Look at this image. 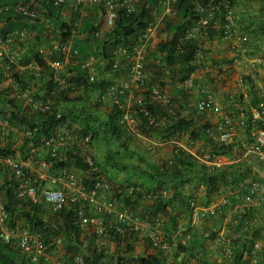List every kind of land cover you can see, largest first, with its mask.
<instances>
[{
  "label": "built area",
  "instance_id": "1",
  "mask_svg": "<svg viewBox=\"0 0 264 264\" xmlns=\"http://www.w3.org/2000/svg\"><path fill=\"white\" fill-rule=\"evenodd\" d=\"M56 8L71 6L79 11L90 6H101L104 10V18L111 30L116 24L118 12L123 9L129 13L136 12L146 0H48ZM177 0H156L151 6L150 18L145 28L139 34L138 42L133 45L120 44L114 46L107 59L104 58L106 71L112 79L104 88L98 90L92 103H100L109 109L119 110V122L121 131L132 138L145 137L149 139L146 149L151 151L156 143L152 135L143 133L140 128L143 117L148 128H161L167 125L169 116H179L175 101L162 85L152 82L147 73V48H150L159 31L164 27L168 18H174L177 14ZM235 7L226 0L223 5L224 21L221 25V37L227 40H234L237 54H246L250 36L247 33L238 34L236 27ZM221 7L219 3L210 2L199 4V20L187 32V38L198 39L200 35L209 37L210 31L214 28L213 21L217 18V10ZM5 12H12L14 15H22L29 20L39 18V10L32 2L18 3L15 5L0 4V29L1 16ZM97 38L103 36L101 30H95ZM26 31L13 30L7 37L0 33V63H10L7 87L12 97L22 100L25 106L33 111L49 112L53 108L54 101L47 98H37L34 95V88L14 79L16 69L12 68L13 62L6 58V51L9 47V40L18 36H24ZM60 50L63 58H48L47 66L50 68L51 78L58 82L62 90L66 91L69 97L78 95L82 86L75 83L70 77L73 72L65 73L66 66L78 57L79 53L74 50L72 54V43L70 41L59 42L55 46ZM98 58L90 55L83 60H78L81 70L86 72L90 83L100 79L97 63ZM234 63H240L239 58ZM33 72H39L42 67L37 62L25 63ZM109 66V69L107 68ZM5 82V81H4ZM190 89L194 83L189 78L185 81ZM3 87V86H2ZM11 89H10V88ZM5 88V87H3ZM198 101L196 108L201 113L221 114V119L215 124L205 127L204 133L212 143L210 149H203L201 152L191 153L197 161L216 168L225 165L221 148L235 143L236 133L234 130V116L232 113H223L221 102L217 93L207 85L198 87ZM248 101L247 97L244 99ZM156 106L158 111L150 107ZM165 113L166 115H162ZM181 116V115H180ZM253 121H264V103L252 109ZM68 121V119L66 118ZM252 142L247 153H254L264 160V128H258L252 134ZM20 137L32 139L27 146L26 155L20 151ZM34 131L29 128L14 124L9 116H0V145L6 146L12 143L16 149L15 154L0 153V173L8 172L14 179L17 197L30 204L44 205L51 212H62L65 209H75L76 220L83 233L95 236V249L115 248L117 240H113L111 234L121 236V246L126 248L125 236L134 234V252L144 253V248L161 250L166 252L170 249V243L161 230V224L143 220L129 206H120L114 197L113 187L103 174L95 176L96 168L91 156V138L89 134L81 131L77 126H60L49 135L34 142ZM172 142L179 144V147L186 149L180 144V137L173 136L168 140H162V144ZM44 149V150H42ZM73 150L81 156L92 171L80 172L72 163L68 162L67 151ZM187 150V149H186ZM45 151L46 156H43ZM217 152V153H216ZM48 158V159H47ZM56 160H64L68 166L57 168ZM35 165L40 167L39 170ZM38 170V171H37ZM85 174V176H83ZM86 180L88 182H86ZM59 184L60 187H51L48 183ZM137 187H129L127 192L134 194ZM220 200L207 206H201L196 199L190 201L194 217L206 218L216 216L225 206L232 205L235 201H241L246 210L237 214L235 222L242 221L244 230L253 226L255 220L248 214L250 208L264 207V179L246 177L240 182L236 189L232 187L223 188L218 193ZM150 198L153 194L148 195ZM250 216V217H249ZM0 238L5 244L17 248L25 256L27 264H67L68 258L73 256L67 253L62 236L47 238L43 232L32 230L26 225H12L9 218V211L4 202L3 193L0 189ZM233 236L225 237L223 234L217 237L218 258L220 262H230L235 258ZM62 251V252H61ZM264 254V242L256 241L253 244L252 253L243 255V264H261V256ZM76 264L84 263V256H74ZM103 258L98 264H103Z\"/></svg>",
  "mask_w": 264,
  "mask_h": 264
},
{
  "label": "trees",
  "instance_id": "2",
  "mask_svg": "<svg viewBox=\"0 0 264 264\" xmlns=\"http://www.w3.org/2000/svg\"><path fill=\"white\" fill-rule=\"evenodd\" d=\"M30 1L0 0V4L15 5ZM41 1L47 6H54L48 0ZM229 1L231 5L235 6L234 0ZM210 2L219 3L221 7L220 10H217V18L213 21V25L216 21L222 25L224 21L222 7L226 0H177L175 5L177 14L174 18H168L165 21L164 28L165 32H167V37L158 44L157 49L161 55L152 54L153 62L158 56L161 57L158 59L161 66L153 63V68H158V74L166 76L169 72L168 74L172 78L178 77L181 82H185L196 71L199 65L201 48L197 39L187 38V32L200 18L198 5ZM154 3H156V0H146L141 8L133 13L120 9L116 24L102 38L96 37L94 33L95 26H89L88 40L93 41L96 49L100 50L98 52L99 55L107 59L110 50L114 46L137 43L139 34L145 28L150 18L151 6ZM262 10L264 11V7ZM11 15L24 18L22 15L5 12L2 14L1 20ZM59 26V41H70L72 43V54L76 50L79 54L74 55L78 57L82 56V58H77L78 60H83L90 56L87 51L88 43L82 46L80 44L81 41L75 40V34H80L81 27L77 26L76 23L69 25L65 22H60ZM261 27L264 30V24ZM212 29L209 38L216 37L217 35ZM246 33L250 36L252 31L248 30ZM147 52H149V48H147ZM90 54L94 55L95 52ZM30 57L25 62H37L39 66L47 70L45 73L48 75V80L43 81V76L39 80L38 88L33 85L29 86L34 88V95L37 98L49 97L52 99L54 101L53 108L49 112H36L25 106L22 100L12 97L10 91L2 87L7 76L4 72H0V116H9L14 124L34 131V142H39L40 139L49 135L60 126L67 124L70 127L77 126L82 132L89 134L91 145L98 147L102 143L105 144L107 150L103 162L99 161L96 157L93 158L98 169V171L95 170V176H99L101 172V174L109 178L110 182L113 180L117 183L118 178L115 179L116 176L113 177L111 173H108L107 166H115L121 170H128L120 182L124 188L121 187L122 189L118 190V193H115L119 205H129L145 221L152 223L159 221L161 230L170 243V249L166 252L151 249L147 253L136 254L134 252V243L130 241L136 239L133 233L124 238L126 239L124 240L127 244L126 248H123L120 244V238L122 237L116 233H112V239L118 241L117 247L114 249L111 247L99 250L95 249V236L88 232H82L77 223V215L74 208H67L62 212H51L44 205L30 204L19 199L16 194L14 179L8 175V172L4 171L0 173L2 177L0 189L3 193L12 225H26L32 230L43 232L47 238L62 236L67 253L73 254V256L68 258L67 264H76L74 262V256L76 255L84 256L83 264H98L103 258H105L103 264H192V261H194V264H215L210 259L211 251L206 245L205 230L199 227V221L197 224L194 221V211L190 206V201L194 197L190 193L191 190L189 188L191 185V189L197 188L196 184H202L205 187V195L198 203L201 206H207L213 201L212 196L217 195L224 188L221 182H223L229 172L222 168L201 163L194 159L192 155L176 146L174 147L173 158L169 160V163L151 160L144 153L132 149L131 140L133 138L121 131L118 118L119 110L108 108V113L100 114L102 111L100 103H92L88 98L78 96L79 94L69 97L66 91L61 89L58 82L51 78L52 72L47 66L46 59L39 56L32 58L35 57V54ZM56 57L63 58V54L59 52ZM107 68L109 69V66ZM161 68L165 69L166 72L162 71ZM75 71L76 73L71 75L70 78L78 85L84 88L87 86L100 88L103 85L104 79H101V76L96 82L90 83L86 72L81 70V67H78L74 71L71 70V72ZM13 76L16 81L22 83L24 88L28 85L25 84L26 80H20L18 73H14ZM255 78L252 74L244 76V81L249 89L247 95H240L241 105L247 114V130L252 128V109L264 103V88L256 85ZM151 81L162 86L164 84L158 81V79H151ZM245 97L248 99L247 102L244 101ZM69 104H73L71 109L69 108ZM150 107L154 111H158L156 106L150 105ZM67 112L70 114L67 115ZM102 114L105 116H101ZM162 115L166 114L162 113ZM67 117H70L68 121L66 120ZM140 118L142 132L148 135L156 134L162 140H168L173 136L180 137L186 133H189L194 138L200 137L199 127L197 128V122L194 118L180 115L177 117L169 116L167 125L161 128H148L143 117ZM256 122L258 128H264V121H254L253 125ZM208 126V124H205L204 128ZM196 129L197 131H195ZM31 140L30 138L22 137L20 151L23 156L26 155V149ZM234 145H236V142L222 147L221 152H218L227 154L231 146L233 147ZM12 147V143L6 146L0 145V153L15 154L18 150L16 151ZM67 155L69 164L72 163L80 172L94 171L73 150H68ZM128 155H132L131 157H135L138 161L136 165L132 166L133 170L127 169L129 165L124 162ZM55 166L62 168L68 166V164L64 160H56ZM86 182L88 181L86 180ZM134 186L138 188L137 191L134 194H129L127 189ZM171 187L175 188L172 195L169 194ZM233 188L236 189L237 187ZM150 194H153L154 197L150 198L148 196ZM236 203L238 201H235L232 205ZM225 208L226 206L221 210L222 216H217V214L212 218L213 227L217 225L218 221L223 220ZM244 210L246 209L244 208ZM249 211L248 209V214L253 217L254 215ZM199 220L202 221L201 218ZM233 223L235 225L228 223V228H232V232L235 235L233 238V243L236 246L235 258L232 264H243V255L252 253L253 244L256 241H261L260 235L261 232H264V225H258L257 223L253 226H248L249 229L245 231L242 221L234 222L233 220ZM212 237L215 238V232H212ZM262 238L264 239V236ZM259 256H261V264H264V254L261 252ZM0 264H27V262L25 256L17 248L5 244L0 238Z\"/></svg>",
  "mask_w": 264,
  "mask_h": 264
},
{
  "label": "crops",
  "instance_id": "3",
  "mask_svg": "<svg viewBox=\"0 0 264 264\" xmlns=\"http://www.w3.org/2000/svg\"><path fill=\"white\" fill-rule=\"evenodd\" d=\"M30 2L34 3L36 7L39 10V18L36 20H29L26 18H19L15 17L13 15L9 17L3 18L1 20V29L0 33L4 36L7 37L8 34L13 31V30H19V31H26V34L24 36H18L16 38H12L9 40V47L6 51V58L10 59L13 62L12 68L20 75V80H26L25 84L28 85H33V78L34 74L39 75V79L43 78V81H47L48 75L45 73L47 70L41 68L39 69V72H33L30 71V68H28V65H26L25 61L28 60V58L33 56L35 54V57H43L44 59L52 58V56H55L61 52L60 50H56L55 46L58 44L59 38H58V33L60 31V22H65L66 24H73L76 23L77 26L81 27L80 29V34L76 33L75 34V40L76 41H81V45L88 43V54L93 55L90 53L95 52V56L98 58L99 62L97 63V67L99 70V77L101 76V79H104L103 85L100 88L93 87V86H87L86 88H82L81 92L79 93L78 96H81V98H88L89 101L94 99V96L97 94L98 90L101 88H104L114 77L106 71L105 67V61L104 58L99 55L98 49L93 45V41L88 40V27L93 25L95 26V30H101L103 36L108 32L109 28L106 24L105 18H104V10L101 6H90L86 8H82L79 11H76L73 9L71 6H65L63 8H56L51 5H46L42 3L43 1L41 0H31ZM235 2V17H236V27L238 29V32L241 31L242 34L244 32H247L248 30H251L252 33H250L252 37V44L254 47L257 45V43H261L264 41V30H262L261 25L264 24V11L262 8L264 7V2L263 0H234ZM51 6V7H50ZM12 27V28H10ZM165 27V25H164ZM162 28L158 36L155 37L154 41L152 42L149 52H147V73L149 78L153 80H157L160 82H163V88L170 93L172 98L175 101V105L178 106L180 109L178 111L179 115L181 116H186L189 118H194L197 122V128L199 127V138H194L191 137L189 133L183 134L180 136V144L184 146L186 149H183L179 147V144H174L172 142H168L166 144L160 143V152L158 153V158L156 162H170L169 160L173 158L174 151H175V146L177 148H181L184 150V152L191 153L195 152H201L203 149H210V141L207 140L208 146L202 147V143H200L201 139L207 138L205 133H202L203 131H200L201 122H204L205 124L212 125L215 124L217 121L221 119V114H213V113H201L197 110L196 105L198 101V87L200 85H205V83L210 87L213 88L214 91L217 93L218 98L222 101V112L223 113H234V130L236 133V145L233 147L231 146L229 153L225 154L223 156V161L225 162V165L222 167V169H225L227 172H229L223 182H221L224 185V188H229V187H238L237 185L240 184L242 180H244L246 177H252V178H261L264 179V160L260 159L256 154L254 153H247L246 148L244 149V146L247 145L243 136V131L246 130V112L243 109V106L241 105L240 102V95L245 94L247 95L248 91V86L244 81L243 73L245 71L250 70L253 71L252 67L256 68L254 69L255 71L258 70L257 67L254 65L249 66L250 60L248 58V61L243 63V59L245 58L244 54H237L235 51V47L233 46V53L231 54L230 60L233 61L235 58L240 59V63L235 64L234 67L231 65V68L234 70H237L238 74H240V78L238 81V85H240V88H234L233 86H228L231 85L232 83V76L229 75V72H226L225 70L227 69L226 61V55L224 51L221 50V48L218 47L219 41L220 40H226L229 44L234 45L237 42L234 40H227L221 36V25L219 22H214V30L217 35L216 37H205L204 35H200L197 39L199 46L201 48V53L199 57V65L196 71L191 75L190 78L193 79L194 85L190 88H196V98L188 97L186 92L189 89L188 86L186 85V82H181L178 77L172 78L171 75L167 73V75L163 74H158V68L154 67L153 68V63L161 66L159 63V60L161 57L158 56L157 59L153 62V55L152 54H159L158 52V44L162 41L165 40L167 37V32H165V28ZM214 32V33H215ZM102 36V37H103ZM100 37V38H102ZM220 38V39H219ZM211 43V44H210ZM215 43V44H212ZM251 43V41H250ZM217 47V50H214V52H208V48L211 49L212 46ZM259 45V44H258ZM58 52V53H57ZM90 52V53H89ZM210 53L212 56H210ZM228 56V55H227ZM30 57V58H31ZM76 58H82L81 57H76ZM229 59V58H228ZM214 61L216 65H212L210 68V63ZM24 62V63H23ZM261 62V59H260ZM262 64L264 63L261 62ZM8 62L6 63H0V72H4V74L7 76L9 71V65ZM264 66V64H263ZM68 69L69 71L75 70L80 65L78 62L75 64H68ZM214 67V68H213ZM219 67V69H222L223 72H219L220 70L215 71V68ZM162 71H165V69L161 68ZM164 72V73H165ZM74 74L76 73L73 72ZM220 73V74H219ZM264 75V74H263ZM262 75V76H263ZM224 77V78H222ZM255 82L256 85L260 88H264L263 83L261 82V78L258 81L259 74L255 72ZM157 78V79H156ZM227 80L226 82L223 80ZM103 81V80H102ZM264 82V78H263ZM12 84H9V82L6 84V86H3L7 88ZM35 86V85H34ZM236 86V85H234ZM35 87H39V85H36ZM36 88V89H37ZM11 89V88H10ZM35 89V90H36ZM264 90V89H263ZM186 94V95H185ZM185 95V96H184ZM196 101V102H194ZM73 105V104H72ZM71 104H69V108L71 109L72 107ZM102 105V111L100 112L105 114L108 113V108L107 106ZM224 105V106H223ZM194 106V108H193ZM67 115L70 113L67 112ZM101 116H105V115ZM70 117H67L69 119ZM169 121V120H168ZM252 121V120H251ZM166 126V125H165ZM164 126V127H165ZM197 131V129L195 130ZM138 139L142 140H137V143L141 144L140 141L145 142L149 141V139L145 137H137ZM136 138V139H137ZM152 139L158 142H161L162 139L159 138L156 134L152 135ZM206 140V139H203ZM241 142H240V141ZM200 141V142H199ZM135 142V141H134ZM132 141V149H140V146H137V144ZM157 144V143H156ZM243 147V148H241ZM44 150V149H42ZM140 152V151H139ZM43 156H46L45 151H43ZM192 155V154H190ZM193 156V155H192ZM193 158H195L193 156ZM104 160V158H103ZM134 164H137L135 162ZM38 171V170H37ZM85 176V174L83 175ZM238 182V184H237ZM2 184V182H1ZM49 186L51 187H60L59 184H52L48 183ZM175 187V186H174ZM192 185L190 186L189 190L192 196L199 201V199H202L205 195V187L200 183L196 184L197 188L191 189ZM173 187L170 188V195H172ZM217 197H220L218 194ZM244 208L247 209V207H244L241 201L238 203L231 205V206H226L225 208V216L223 220L227 222V235L228 236H233L235 237L234 233L232 232V228H228V223L231 225H235L233 223V220L235 222L236 215L243 212ZM254 216V218L258 221L259 223L263 222L264 219V207L261 208H250L249 209ZM248 211V210H247ZM194 221L197 224L199 221L198 218L194 217ZM264 236V232H261V241L263 242L264 239L262 238ZM217 246V245H216ZM209 249V248H208ZM214 250L215 249H212ZM218 253V249H217ZM212 257V260L215 262V259H213L212 253L210 255ZM214 257H218L216 252L214 253ZM226 264L227 262H223Z\"/></svg>",
  "mask_w": 264,
  "mask_h": 264
},
{
  "label": "rangeland",
  "instance_id": "4",
  "mask_svg": "<svg viewBox=\"0 0 264 264\" xmlns=\"http://www.w3.org/2000/svg\"><path fill=\"white\" fill-rule=\"evenodd\" d=\"M238 33H241V31H239ZM246 33V32H245ZM220 39V38H219ZM250 41H251V43L249 42V44H248V52L246 53V54H244L245 55V58L243 59V63L246 61H248V58H249V60H250V63H249V66H251V65H254L255 67H257L258 68V70H254V69H256V68H254V67H252L253 69V71H250V70H247V71H245V73H243V77L244 76H246V75H249V74H252L254 77H255V72H257L258 74H259V78H258V81H259V79L261 78V82L263 83V86H264V82H263V78H264V66H263V64L261 63V62H263V59H264V41H262L261 43H257V45L254 47V45L252 44V37L250 36ZM211 44V43H210ZM209 44V45H210ZM212 44H215V43H212ZM259 44V45H258ZM210 46H212L211 47V49L210 48H208V52H214V50H217L216 48L217 47H213V45H210ZM218 47L219 48H221V50L222 51H224V53L225 54H227L226 55V59L224 60V61H226V65L228 66L227 67V69L225 70L226 72H229V75L230 76H232V83H231V85H228V86H233L234 88H240V85H238V81H239V78H240V74H238V72H237V70H234V69H232L231 68V65H233V67H234V65L236 64V63H233V61L232 60H230V58H231V54L233 53V45H231V44H229L226 40H220L219 41V44H218ZM210 56H212L211 55V53H210ZM51 58V57H50ZM52 58H54V56H52ZM229 58V59H228ZM260 59H261V62H260ZM245 60V61H244ZM76 62H78V59L76 58V57H73V60L69 63L70 65L71 64H75ZM214 61H212L210 64V68L212 67V65H216L215 63H213ZM24 63V62H23ZM69 67H67L66 66V68H65V73H67V72H70V71H68L69 69H68ZM214 68V67H213ZM235 68V67H234ZM220 70L219 72H223L222 71V69H219V67H217V68H215V71H217V70ZM30 71H32L31 69H30ZM17 73V72H16ZM220 74V73H219ZM263 75V76H262ZM8 79H10V76H8L7 77ZM222 78H224V77H222ZM8 79H6L5 80V82L3 83V85L2 86H6V84L8 83ZM15 79V78H14ZM41 79V78H40ZM39 75H37V74H34L33 75V78H31V80H33V86L35 85H39L38 83H39ZM225 82L227 81V80H225V79H223ZM205 85H207L206 83H205ZM234 85H236V86H234ZM34 86V87H35ZM208 86V85H207ZM10 88V87H9ZM213 89V88H212ZM214 90V89H213ZM186 94H187V96L188 97H194V98H196V94H197V92H196V88L194 87V88H192V89H188L187 90V92H186ZM185 94V95H186ZM184 95V96H185ZM219 101L221 102V106H222V101L220 100V98H219ZM194 102H196V101H194ZM224 106V105H223ZM193 108H194V106H193ZM177 109L179 110L180 108L179 107H177ZM253 119H252V128L251 129H248L247 130V127H246V130L245 131H243V136H244V139H245V142H246V144L247 145H245L244 146V149L246 148H249V146H250V144H251V142H252V134H253V132L255 131V130H257L258 129V126H257V122L256 123H254V125H253ZM203 124V125H202ZM201 127H200V131L202 130L203 132L202 133H204V122H201ZM246 125H247V123H246ZM248 126V125H247ZM20 140H22V137H20L19 138ZM203 139H206V140H203ZM137 140L139 141V140H142L141 138L140 139H136V138H133L132 140H131V142L133 141H135L134 142V144L136 143L137 144V146H140L141 148L140 149H137L138 151H140L141 153H144L147 157H149V158H151V160H154V161H157V158H158V153L160 152V147L161 146H159L160 145V143L161 142H158V141H155V143H157L156 145H155V148L153 149V150H151V151H148L147 149H146V147H147V145H148V140L147 141H145V142H142V141H140L141 142V144H139V143H137ZM207 140H208V138H202L199 142L200 143H202V147L204 146V147H206V146H208V142H207ZM240 141V140H239ZM235 142H236V140H235ZM241 142V141H240ZM22 143V142H21ZM21 143H19V146L21 145ZM211 143V142H210ZM132 146V145H131ZM210 146H212V143L210 144ZM113 148H115L114 146H113ZM241 148H243V147H241ZM106 150H107V148H106V146H105V144H100L98 147L97 146H93V145H91V156L94 158V157H96V158H98V160L99 161H101V162H103V158H104V155H105V153H106ZM136 150V149H135ZM132 156V155H131ZM131 156H129L128 155V157L124 160V162L127 164V165H129L130 166V168H129V166H128V168L127 169H129V170H133L132 168V166H134V165H136V164H134L135 162H138L137 161V159L134 157H131ZM101 164V163H100ZM36 166V168L37 169H39V170H42V169H40V167L38 166V165H35ZM140 166V165H139ZM108 167V170H109V172L108 173H111V175L114 177V176H116L115 177V179H117L118 178V181H117V183H116V181L114 182L113 180H112V182H110L111 183V186L113 187V191H114V197L116 196L115 195V193H118V190H121L122 188H124V187H122L121 186V181H122V179L124 178V176L127 174L126 173V171H128V170H121V169H118V167H115V166H107ZM103 176L107 179V180H109V178L106 176V175H104L103 174ZM1 181H2V177L0 176V187H1ZM122 187V188H121ZM216 195V194H215ZM212 196V199H213V201L210 203V204H212V203H215V202H217V201H219L220 200V197H217L218 196V194L216 195V196ZM200 200V199H199ZM209 204V205H210ZM217 216H222V211H220L219 213H218V215ZM209 218V219H208ZM212 218H214V216H211V217H207V218H201L202 219V221H200L199 220V227L202 229V230H205L204 232H205V236H206V238H207V247L209 248V250L211 251V253H212V256H213V259H215V264H224V263H222V262H220V261H218L219 260V258L218 257H214V253L216 252V254L218 255V253H217V249H218V247H219V244L217 243V237L218 236H220L221 234H223L225 237H227L228 235H227V222H225V220H220V221H218V223H217V225L216 226H214L213 227V220H212ZM256 222H255V224H257L258 223V221L257 220H255ZM264 225V222H261V223H259V225ZM212 232H215V238H213L212 237ZM232 236V235H231ZM230 237V236H229ZM232 239V238H231ZM234 239H232V241H233ZM217 245V246H216ZM211 248L212 249H215V251L214 250H211ZM144 252H146L147 253V251L149 252L150 250H149V248L146 246L145 248H144V250H143ZM62 252V251H61ZM210 259L212 260V257H210ZM234 262V260H232V261H230L229 263L227 262L226 264H232ZM192 264H194V261H192ZM213 264V263H212Z\"/></svg>",
  "mask_w": 264,
  "mask_h": 264
},
{
  "label": "clouds",
  "instance_id": "5",
  "mask_svg": "<svg viewBox=\"0 0 264 264\" xmlns=\"http://www.w3.org/2000/svg\"><path fill=\"white\" fill-rule=\"evenodd\" d=\"M204 129H205V128H204ZM208 217H209V216H208ZM206 218H207V217H206ZM147 247L149 248L150 251H151V249H152V250H156V249L150 248L149 246H147Z\"/></svg>",
  "mask_w": 264,
  "mask_h": 264
}]
</instances>
